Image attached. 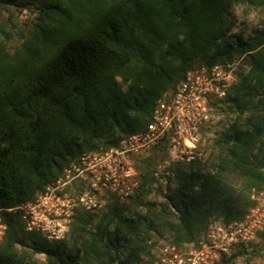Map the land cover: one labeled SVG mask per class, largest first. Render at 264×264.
Segmentation results:
<instances>
[{"label":"trees","instance_id":"trees-1","mask_svg":"<svg viewBox=\"0 0 264 264\" xmlns=\"http://www.w3.org/2000/svg\"><path fill=\"white\" fill-rule=\"evenodd\" d=\"M14 5L32 7L37 18L15 50L0 40V211L7 224L0 264H28L27 257L33 264L38 254L46 264H128L142 250L143 230L167 228L168 244L182 246L213 220L231 222L254 205L252 195L264 187V22L249 35L234 31V7L264 0H0L5 35ZM237 61L224 110L233 118L211 141V157L172 168L177 187L153 216L110 199L99 219L77 213L68 237L52 243L5 211L34 198L81 153L143 130L157 100L197 63ZM147 178L141 174L130 198L138 205ZM257 245L221 264L253 256ZM18 247L29 255L20 257Z\"/></svg>","mask_w":264,"mask_h":264},{"label":"built area","instance_id":"built-area-1","mask_svg":"<svg viewBox=\"0 0 264 264\" xmlns=\"http://www.w3.org/2000/svg\"><path fill=\"white\" fill-rule=\"evenodd\" d=\"M235 82L231 65H197L157 100L143 130L124 136L116 146L81 153L34 198L5 211L17 215L28 232L52 243L65 240L77 213L96 214L110 199L126 202L133 196L140 184L135 157L163 148L171 161L196 159L215 110L226 103ZM252 199L254 205L242 217L215 222L195 243L165 245L152 264H221L241 247L252 250L264 235V187ZM6 232L0 211V246ZM251 257L238 255L233 264H253Z\"/></svg>","mask_w":264,"mask_h":264},{"label":"rangeland","instance_id":"rangeland-1","mask_svg":"<svg viewBox=\"0 0 264 264\" xmlns=\"http://www.w3.org/2000/svg\"><path fill=\"white\" fill-rule=\"evenodd\" d=\"M107 1L111 2L112 0ZM27 6L28 5L19 7L14 5L10 6L9 9L7 8L6 11L7 18L4 19H6V22L8 19V33L5 35L0 31V40H4L10 48H13V50L21 44L22 38L29 35L31 25L37 18L36 11L32 7ZM234 12L237 22L234 31L243 32L245 35H249L253 30L260 28L264 22V6L248 7L246 5H237L234 7ZM197 65L199 64L197 63ZM230 65L235 74L239 71L241 63L240 61H237ZM227 107L228 103H224L215 110L213 122L206 129L201 145L196 154L198 159L204 161L211 157V141L215 139L216 134L222 130L227 121L233 118L231 113L224 111L227 110ZM100 145L102 146L103 143H100ZM134 164L139 179L142 173H146V175L148 173L147 181L144 183V189L142 190L143 205H138L133 199H129L125 203L130 209H132V211L136 210L141 217H151L162 209V204L168 202L167 196L177 187L172 168L180 163L171 161L165 149L160 151L154 149L150 150L143 156L135 157ZM145 203H147V205L152 204L153 206H149L147 209V207L144 206ZM103 211L96 213L98 214L96 220L103 215L101 214ZM219 219H217L218 221L213 220L211 224L220 222L221 220ZM167 231V228H160L159 231L154 230L152 232H145V230H143L142 237L146 240L143 243L142 250H140L138 256L130 259L128 264H152L156 255H158L160 250L168 244L165 240L169 238ZM202 234L203 233H201V235ZM254 248L257 249V253L251 257L253 264H264V239L260 240L258 245ZM18 254H20V257H27L29 255V250L23 247H18ZM124 256H128L127 248L124 250ZM25 261L28 264L30 263L28 257ZM46 262V257L42 254H38L33 258V264H46Z\"/></svg>","mask_w":264,"mask_h":264}]
</instances>
